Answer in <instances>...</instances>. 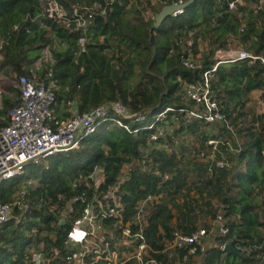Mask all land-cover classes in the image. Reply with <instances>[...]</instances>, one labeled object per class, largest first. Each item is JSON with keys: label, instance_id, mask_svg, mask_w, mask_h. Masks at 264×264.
<instances>
[{"label": "trees", "instance_id": "16d2710c", "mask_svg": "<svg viewBox=\"0 0 264 264\" xmlns=\"http://www.w3.org/2000/svg\"><path fill=\"white\" fill-rule=\"evenodd\" d=\"M178 1L114 3L104 16L94 15L83 34L73 23L65 26L47 18L42 0H0V72L11 79L15 75L43 77L50 72L56 84L51 108L57 122L71 117L70 102L78 116L119 102L128 112L144 117L125 131L111 119L119 116L109 110L94 133L80 139L78 149L52 156L46 166H28L16 182L2 186V203L22 191L19 201L28 209L20 222L11 219L0 227V264L28 263L32 240L41 233L48 239L54 229L50 223L55 217L48 206L61 208L66 199L80 196L85 189L82 179L94 166L103 169L107 184L118 177L124 179L118 196L129 216L146 195L158 197L146 217L143 235L148 250L144 260L187 264L184 248L167 249L174 230L189 234L198 220L210 229L206 219L211 218L223 221L228 229L226 236L217 239L219 245L231 243L237 254L211 248L203 264L261 262L264 239L259 228L264 226L260 221L264 202L259 203L258 198L264 191V117L253 118L251 94L264 90V68L247 60L237 61L214 72L209 81L226 122L237 127L239 146L218 124L198 119L183 124L185 114L179 109L197 108L183 98V90L202 80L203 72L215 62L217 50L241 47L252 54L264 51V7L256 11L246 4L231 12L223 0H193L180 14L167 17L154 29L155 14ZM61 2L70 15L73 6L91 7L103 0ZM137 24L141 31H137ZM81 37L85 39L83 50L78 45ZM46 48L52 63H41L35 69ZM181 58H187L193 67H185ZM6 90L0 98V127L7 124V112L17 103L18 91L10 82ZM166 108L170 111L163 114ZM159 130L164 136L152 140ZM216 139L220 140L216 159L227 165L220 169L212 165L208 175L210 163L198 155L208 153L212 147L207 141ZM230 146L240 150L233 153ZM243 164L245 169L241 170ZM164 175L170 178L164 180ZM19 213L14 207L13 215ZM64 228L55 230L61 234ZM33 229L37 232L31 233Z\"/></svg>", "mask_w": 264, "mask_h": 264}, {"label": "built area", "instance_id": "2783aa9c", "mask_svg": "<svg viewBox=\"0 0 264 264\" xmlns=\"http://www.w3.org/2000/svg\"><path fill=\"white\" fill-rule=\"evenodd\" d=\"M61 1L42 0L43 13L47 18L65 26L73 23L76 30H81L85 34L88 26L92 24L94 15L104 16L112 4L120 5L125 0H103L102 4L95 2L91 7L73 6L70 15L66 13ZM126 1L135 2V0ZM184 1L173 3L183 4ZM223 1L227 3L231 12L238 6L243 7L246 4L249 7L253 6L252 9L256 11L264 7V0ZM182 11L173 13V17ZM84 42V37L79 38L78 45L82 50ZM2 44L3 41L0 40V50ZM42 53L46 56L35 63V69H38L41 63H52L49 50L46 48ZM242 60H247L251 64L258 63L264 68V51L260 54H252L240 47L219 49L215 52V62L210 69L203 72L202 80L186 85L183 90V98L198 108L179 109V113L185 114L183 124L191 123L195 119L203 120L210 125L218 124L226 129L237 146L240 145L237 127L226 122L213 97L209 81L213 78L214 72ZM181 63L185 67H193V63L187 58H181ZM50 76L51 73L48 72L43 77L31 74L30 77L15 75L11 79L0 72V98L7 94L6 86L9 82L18 91L17 103L7 112L8 122L0 127V191L2 186L16 182L23 176L28 166L40 164L46 166L52 156L78 149L80 139L94 133L97 124L107 119L109 110L119 116L111 119L125 131L131 130L132 123L144 121L143 115L128 112L119 102L100 106L82 116L75 113L76 106L70 102L68 111L72 113L71 117L57 122L51 108L54 104L53 90L56 89V84ZM251 96L254 101L253 118L264 117L262 99L264 90L254 92ZM169 111L170 108H166L163 114ZM161 116L162 114L157 117ZM2 119L0 116V120ZM251 119L252 116L248 115L247 120L251 121ZM151 127L152 125L149 126ZM251 130L255 131L254 128ZM216 133V130L211 131L212 135ZM158 136H164L163 130L153 134L151 139L157 140ZM219 141L208 140L206 144L212 148L208 153H199L198 158L209 161L211 165L220 169L227 163L216 159ZM160 146L166 149L163 145ZM229 149L233 153L240 150L232 146ZM262 152L264 155V149ZM240 169L244 170L245 164ZM210 173H212L211 168L208 169V175ZM169 178L170 175H164V180ZM83 180L85 189L80 196L66 199L62 202L64 206L61 208L48 206V210L55 217L50 223L54 229L48 239L44 237V233H41L37 239L32 240L27 264H159L156 259H143L148 250L143 235L147 226L146 217L148 211L157 203L158 197L154 194L146 195L138 204L136 203L134 213L129 216L118 196L123 178L118 177L107 184L103 169L94 166ZM23 195L22 191L13 193L7 203H2L0 198V227L11 219L20 222L22 213L28 209L26 203L19 201ZM258 201L264 202V191ZM14 207H17L21 213L13 215ZM260 221L264 223V218H260ZM60 226L65 228L62 229L61 234H57L55 229ZM259 230L264 239V226ZM36 232L35 229L31 231V233ZM227 233L228 229L221 220L214 224L213 229H206L202 221L198 220L196 229L189 234L174 230L172 242L167 249L184 248L186 250L184 259L189 262L187 264H203L207 250L219 248L224 251L227 243L219 245L217 239L226 236ZM259 258L261 259L259 264L264 262V253Z\"/></svg>", "mask_w": 264, "mask_h": 264}, {"label": "water", "instance_id": "95a60500", "mask_svg": "<svg viewBox=\"0 0 264 264\" xmlns=\"http://www.w3.org/2000/svg\"><path fill=\"white\" fill-rule=\"evenodd\" d=\"M193 0H188L187 2L183 4H175L171 2L169 5H165L161 8V10L155 14L154 16V26L153 28H158L161 23L170 16H173V13L181 10H185L187 6L192 2ZM225 252H230L232 254H237L236 250L232 247L231 243L226 244L224 248Z\"/></svg>", "mask_w": 264, "mask_h": 264}, {"label": "rangeland", "instance_id": "374dc122", "mask_svg": "<svg viewBox=\"0 0 264 264\" xmlns=\"http://www.w3.org/2000/svg\"><path fill=\"white\" fill-rule=\"evenodd\" d=\"M150 2H151L152 5H158V4H157V3H158L157 0H150ZM250 6H251V5H250ZM252 8H253V6L249 7L248 9H252ZM147 16H148V14L146 15V18H147ZM137 25H138V24H137ZM136 28H137V31H141V29H142V28L139 27V25L136 26ZM45 56H46V55L42 53L41 58H43V57H45ZM46 59H47V58H46ZM211 131H212V129H211ZM211 166H212L211 164H208L207 168L209 169ZM215 168H216V167H215ZM24 172H25V173L27 172V168L24 170ZM25 173H24V174H25ZM191 191H192V190H191ZM192 192H193V191H192ZM191 196H192L193 198H195V199L198 198L197 195H194V192H193V194H192ZM198 201H200V200H198ZM206 221H207V224H210V228L213 229L214 224H215L218 220H213V219H211V218H207ZM173 223H174V221H173Z\"/></svg>", "mask_w": 264, "mask_h": 264}]
</instances>
